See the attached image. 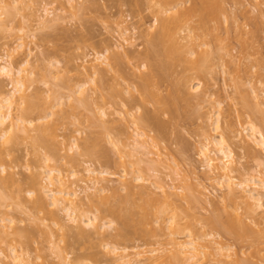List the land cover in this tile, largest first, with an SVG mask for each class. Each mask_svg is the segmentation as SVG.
<instances>
[{"label":"rangeland","instance_id":"obj_1","mask_svg":"<svg viewBox=\"0 0 264 264\" xmlns=\"http://www.w3.org/2000/svg\"><path fill=\"white\" fill-rule=\"evenodd\" d=\"M3 1L0 3V66L8 62L7 64L11 63L14 70H17L25 60L29 61L24 67L27 68V93L31 96L30 101L38 102L44 108H41L43 115L42 110L38 114L42 117L49 116L41 124L48 123L50 129H53L51 139H47L55 138V148L59 152L56 162L51 165H55L68 176L74 172L81 173L84 183L73 190L77 192L79 212L84 214V230L94 231L85 224L95 215L101 218L98 225L105 224L106 227L99 234H95L93 239H85L77 236L79 227L62 213L59 219L64 229H60L61 225H53L50 220L45 221V224L41 222L43 218L46 219L45 213H37L31 207L35 195L29 193L30 179L33 174L42 171L40 166L49 158V149L44 145L43 149L37 146L40 149L37 150L38 154L43 160L40 164L31 139H18L16 142L14 140L4 144V139L0 138V153L3 152L2 157L5 158L2 164H5L3 165L6 169L3 172V168H0V177L12 176L17 181L7 190L8 196L12 193L10 199L4 201L0 198V227L8 235L4 241L6 244H1L0 241V263L14 264L16 261L12 260L13 257L19 254L29 259L32 264H62L63 261V264L65 261L66 264H114L115 260L108 255L109 249L105 246H116L110 237L116 234L120 222L108 213H97L96 209L101 207L105 197L114 200L111 188L119 187L121 197L128 195L118 181L128 174L127 180L132 184H135V178L142 176L151 191L160 194L158 188L163 187L172 195L174 211H183L179 213L183 230L178 239L182 242L195 240V243L204 247L200 256L202 264H235L237 260L244 264H264V238L259 241L249 237L239 239L230 229H226L236 215L242 216L254 231L264 229V210L255 209L254 215H248L244 199L235 204L230 201L227 181L211 174L202 155V150L208 145L212 157L220 158L222 155L216 156L215 152L219 147H214L213 142H219L223 135L228 140L226 146L234 153V167L237 169L234 183L246 182L249 193L254 187V182H250L252 178L257 184L264 180V176L259 174L257 164L264 161V151L255 147L254 154H251L257 158L255 160L242 148L247 144L254 147L250 138L253 134L252 126L264 135V118L261 117L264 116V0L216 1L221 8L212 0L213 3H209V0H206L207 3L203 2L206 4L204 7L201 3L199 7L204 9H200L204 13L201 14L202 18L204 15V23L211 24L207 27L214 30L209 28L208 35L200 38L202 31H198L199 28L194 23L190 24L192 28L189 29H192V34L186 27L183 30L184 25L181 26L180 35L183 37L187 34L184 39L180 36L183 39H180L182 47H185L178 54L180 59L174 61L165 54L164 45L157 47L153 41L157 25L159 27V23H155L160 16L157 15V3L170 9L174 6L172 2ZM221 1L222 4H219ZM207 11L215 12H209L207 17ZM173 12H177V9L168 16ZM198 18L200 16L196 18L197 21L200 20ZM194 32H197L195 35L198 34L197 39L191 40L188 35L194 37ZM214 37H218L219 41L213 39ZM20 42L23 43V48L19 49ZM102 55L109 60L101 58L97 61L96 58ZM151 75L154 76L152 80ZM14 89L12 81L0 75V94L7 95ZM251 89L260 96L259 100L253 97ZM82 91L88 98V106L78 102L79 98H83ZM130 101H135L133 104L131 102L132 107L128 104ZM20 103L21 107L24 106L21 101H17L19 107ZM257 104H260L261 109V114L257 117L261 120L254 114ZM133 105L139 106L140 112L145 110L144 112H151V115L156 113L160 123L166 126L164 135L159 136L161 140L157 138L158 141H153L156 145L150 140L155 136L154 132L148 127L143 128V125H132L134 119L137 121L140 115L137 112L138 107ZM18 106L15 116L20 114ZM105 112L108 113L107 117H103ZM128 112H133V116H127ZM35 113L28 119L33 118L37 123L39 115ZM218 120L220 130H216ZM103 123L111 131L108 128L105 131ZM115 125L129 128L128 134L121 136L125 142L133 145L138 139L140 142L144 140L151 143L147 144L150 149L145 151V156L141 153H136L134 158L125 156L127 163L125 166L121 165V155L118 148H115L117 138L108 134L113 133L112 128ZM136 133H144V137L138 138ZM30 134L36 135L33 127H30ZM85 142L87 145L88 142H92L90 145L94 144L90 146L93 152L90 155L85 154L82 149ZM129 148L124 149L130 151ZM72 157L79 159L80 164L76 166ZM158 159L163 162L159 167L158 164L155 165ZM153 161L155 164L151 166ZM88 166L96 173L107 171L116 175L114 179L106 176V181L101 182L102 186L109 189L104 194L94 190L84 192L87 185H91L89 178L94 177L85 171ZM44 182L43 195H51L49 190L52 188ZM131 198L138 204L143 202L139 195ZM48 200L47 204L50 205L51 201ZM79 214L75 216L79 217ZM170 217V214L164 215L160 223L153 220L148 228H130L131 240L121 243L120 247H127L132 255L139 251L146 252L149 259L142 264H167L165 258L170 255L171 250L168 238H152L148 230L159 228L161 223L168 224ZM214 218L215 224L211 223ZM2 219H6V222H1ZM10 220L14 221V226L3 228V225L11 226ZM14 231H20L21 234ZM169 233L166 230L165 234ZM153 250L159 252L150 254ZM92 254L97 257H91Z\"/></svg>","mask_w":264,"mask_h":264},{"label":"bare ground","instance_id":"obj_2","mask_svg":"<svg viewBox=\"0 0 264 264\" xmlns=\"http://www.w3.org/2000/svg\"><path fill=\"white\" fill-rule=\"evenodd\" d=\"M162 1L169 2V3L172 2L174 6H172V8H170V9H167L169 7L162 5V3H157L159 6V7L156 6L157 9L159 8L157 15H160L161 17L159 16L158 17L159 19H157L155 22V23H157V22L159 23V27L157 25V31L154 32L155 33V35L153 37L154 40L153 39L152 40L154 41V45H157V47L160 45H164L165 46L164 47L165 48V54L167 55L168 58H170V60L173 59L172 61H174L176 59H180L178 54H180V52L183 50L182 48L185 47V46L182 47L183 45L180 42V39H182L187 34L184 35L183 37L180 35L179 32H181V31H179V30L182 29L181 26L183 27V25H184L183 30L185 31V27L187 28V30H189L190 28H192V27H190V24L194 23L193 25H197V28H199L198 31L199 30L202 31V33H201L202 36L199 34L200 38H203L207 34V32H209V30H210L209 28H211V30H214V28H212V27L208 28L207 25L209 26L211 24H207L208 22L204 23V21H205L203 19L204 15H203V18L201 16V14H204V13H201V12H203V11H200V9H202V7H199V6L203 5V7H204L206 5L205 3H207L206 0L205 1L204 0H161L160 2H162ZM212 1H214L216 6H217V4H218L217 2H219V1L218 0H212ZM212 1L209 0V3ZM1 2L3 3L4 1L0 0V3ZM203 2H205L204 3L205 5L203 4ZM215 4H213V5H215ZM219 4H222V1ZM211 5L212 4H210V6ZM83 6H85V5H83ZM163 6H165V7H163ZM207 6H209V5H207ZM213 7L214 6H212V8ZM217 7H220V6H217ZM209 8H211V7H209ZM209 8H207V9H209ZM88 9L89 8H87V10ZM176 9H177V12H175V13L173 12L172 15L168 16L169 13L171 14V12L173 10L175 11ZM202 10H204V9H202ZM47 12L48 11H46L45 13L47 14ZM209 12H212V11H207V17H209ZM213 12H215V11H213ZM213 12H212V14H213ZM233 15H234V13H233ZM74 16H76V15H74ZM199 16H200V18H198V19H200V20L197 21L196 18ZM235 18H237V17H235ZM211 22L212 21H210V23ZM224 22H226V21H224ZM198 26H200V27H198ZM224 26H226V25H224ZM245 28H246V26H245ZM193 29L196 31V27H194ZM189 31H190L189 33L192 34L191 33L192 29ZM187 32H184V33H187ZM195 33H197V32H194L193 35H195ZM182 34H183V32H182ZM190 34L188 35L189 36L188 38H191V40H192V38L197 39L196 37L198 34H196L194 37H191L192 35H190ZM246 34H248V33L246 32ZM246 37H248V35H246ZM188 38H187V40H188ZM243 38L244 37L242 35V39ZM213 39H216V41L217 40L219 41L218 37H214ZM191 40H189V41H191ZM245 40H247V39H245ZM240 42H243V40ZM20 43L21 44L18 45L19 49L23 48L22 47L23 43L22 42H20ZM191 43H194V42H191ZM243 45L245 46V44H243ZM184 54H182V55H184ZM176 56H178V57L175 58ZM204 57H205V55H204ZM101 58H103L104 60L105 59L109 60V59L105 58L104 55H102V57H97L96 60L100 61ZM116 58H118V57L116 56ZM118 60H119V58H118ZM203 61H205V60H203ZM28 62H29L28 60H25L23 62V64H21L22 67H19V69H17V70H14L11 63L7 64L8 62H6L5 65L0 66L1 77L2 78L6 77L7 79L11 80L13 83V86H15V89L13 92H11L7 95L0 94V134H1L0 138L4 139V144L14 142V140L16 142V140H18V139H21V140L31 139L33 142L34 150L36 149V151H37L39 149V148L37 149V146H41L40 149L42 147L43 148L46 147L47 149H49L48 150V152H49L48 157L49 158L45 157L46 160L44 163H43L42 158H40V155L38 154L39 151H37V153H36V156H39L38 160L41 161V163H40V161L37 160L38 163H40V164L43 163L44 165L40 166L42 171H39L38 173L33 174L31 179H30L31 190L29 191V193L31 195L32 194L35 195V198L31 202V207L37 213H43V214L45 213L46 219L43 218L41 221V218H39V220L41 222H44V224L46 223L45 221L50 220L52 222V224L55 226L61 225L62 223L60 222L59 215L62 213L65 215V217H67L69 220H71V222H73L74 225L76 224L77 228L79 227L78 229L80 230V232L77 234V236H80L81 238H85V239H93L94 235L99 234L100 230L104 229L106 226H105V224L104 225L103 224L98 225L99 222L101 221L100 220L101 218L98 215H95V217L93 219H89L88 223L86 222V224H85L86 227H89L90 229H94V231H87V229H86V231L84 230L85 227H82V223H85V222H82V220H83L82 217L84 216V214L82 212H79L80 211L79 210L80 205L78 204V201H77V192L73 190L74 187H79L80 184L84 183V180L82 178L81 173L80 172H74L71 176H68L64 173V171L57 169L55 165L54 166L51 165L52 162H56L55 160H56L59 152L55 148L56 147L55 138L52 137V140H50L51 136L53 135V129H50L51 127L48 123L41 124V122L47 120L49 116L45 115V117L44 116L42 117V115H43L42 109H44V108H42L40 105H38V102L35 103L34 101L33 102L30 101L31 96L28 95V93H27L28 89H29V87L26 84V82H28V78L25 75L27 68L24 69V67L28 64ZM106 63H107V61H106ZM105 74H107V73H105ZM152 77L154 78V76L151 75L150 79ZM147 79H149V78H147ZM148 83H151V81H149ZM148 83L146 81V84H148ZM144 89H145V87H144ZM251 90H252L251 94H253V97H255V99L259 100L260 96L256 93L255 90H253V89H251ZM81 94H82L83 98H79L80 100H78V102L80 103V105H84V106L87 105L88 106V98L84 96L85 95L84 91H82ZM16 96H19V97H16ZM37 98L40 99V97H37ZM17 101H18V103H19V101H21L22 105H24V106L21 107V103H20L19 104L21 107L20 108L17 105ZM126 101H128V100H126ZM131 102L132 101H130V103H128V104L131 105ZM133 102H135V101H133ZM133 102H132V104H133ZM140 102H142V101H140ZM136 104H137V101H136ZM143 104H144V102H143ZM163 104H166V103H163ZM259 105L260 104H257L255 107H254V105L252 106L255 108L254 114L256 115V117H257V115L261 114V109L259 108L260 107ZM16 106L19 107V113H20L19 116H15L16 115L15 110H17ZM131 107H132V105H131ZM133 107H138L137 108L138 111L137 110L136 111L139 112L140 115H138L137 121H136V118L134 117L135 119L133 122H136V123L132 122V125H134V126L136 125V127L137 126L142 127L141 125H143L144 126L143 128L148 127L152 132L155 133L154 134L155 136L150 138V140L152 142L155 140L158 141L157 138L160 139V137H161L160 135L161 134L164 135L163 132L165 131V127H166L163 125L164 123L163 124H162V122L160 123L159 115L157 116L156 113H154L155 115L153 113L151 115L150 114L151 112L150 113L144 112L145 110L140 112L139 106H136V105L135 106L133 105ZM248 107L250 108V106H248ZM254 108H252V110ZM41 110H42V112H41L42 115L40 113L38 114V111H41ZM159 111H161V110H159ZM35 112H37V115H39V117L41 116L40 118L38 117V119L36 120L37 123L35 122V120L33 118H32L33 120L28 119V117H33L32 115H34ZM128 113L130 114V112H128ZM128 113H127V116H133V112L130 115ZM29 115H31V116H29ZM107 116H108V113L105 112L103 114V117H107ZM134 116H135V114H134ZM261 117L264 118V116H261ZM260 120H261V118H260ZM103 124H105V126H104L106 128L105 131H107L108 129H110V131H111V128H108L109 126L106 123H103ZM138 124H140V125H138ZM121 125H117V126L115 125L116 127L110 126V127H113L112 128L113 133L108 132V134L110 133V135L111 134L114 135L115 139L117 138L116 139L117 142L114 141V142H116V145H115V143H113V145H115V148H118L117 151L121 155L119 157L120 161H121V165L125 166V164L127 163L126 162L127 156L130 158L131 157L134 158L137 154H140V153L145 156V154H146L145 151L150 149L147 146V144L150 142L147 143L144 140H142L144 142H142V141L140 142L137 139V140H135L133 145H131L130 143L123 141L121 139L122 138L121 136L125 137L126 134H128L129 128H127V127L124 128ZM216 126H217L216 130L221 129L220 124H219V120L216 122ZM30 127H33V131L36 132L35 136H31ZM126 128H127V130H126ZM251 130H252L253 134H251L250 138L252 140V143L254 144V147L247 144L248 147L244 146L242 148L244 149V151H246L247 155L248 154L250 155L249 157H251V156L254 157L251 154H254L253 151L255 150V147H256V149H260V150L262 149L264 151V135L260 131H257L256 127H254V126H252ZM143 134L138 133L137 134L138 138H140V137L143 138L144 137ZM48 137H50V139H47ZM108 137H109V135H108ZM226 140H227V137L224 138L222 135V138L219 142H213L214 147H219V149L215 152H216V156L222 155L220 158L219 157L218 158L212 157V151L211 152L209 151L208 145H206L204 147V149L202 150V155L205 158L208 169L212 172L211 174H216L217 177L219 176V178L221 180L227 181L226 183H227L229 200L234 202V204H235V203H238V201L244 199L245 200L244 203H245L246 214L254 215L256 212L255 209L264 210V180L263 179L260 180L259 183L257 184L256 181L252 178L250 180V182H254V187L252 188L253 190L251 189L252 191L250 190L249 193L247 192L249 185L246 182L242 181L241 183H234L236 181L234 174L237 172V169L234 167V159L235 158H233L234 153L232 152V150L229 148V146L228 147L226 146V144H227ZM89 142H88V145L85 142L86 145L82 148L84 153L87 155H90L93 153L90 150L91 149L90 146H92L94 144L90 145L92 142L91 143H89ZM154 144L156 145V143H154ZM0 146H2V145H0ZM77 146H79V145H77ZM123 147L127 148V149L130 147L129 148L130 151L125 150ZM155 147H157V146H155ZM127 152H129V153H127ZM34 153H35V151H34ZM149 154H151V152ZM2 155H3V152H2V154L0 153V168H3V172H5L6 171L5 166H4L5 164L4 163H3L4 165L2 164V162L5 158H3L4 156L2 157ZM101 155H102V153H101ZM72 158H73V161L76 164V166L78 164H80L79 159H76L74 157H72ZM254 159L256 160L257 158L254 157ZM160 160L158 159V161L155 162L156 164L153 161L152 164H150V165L153 166V164H155V165L158 164V167H159V165H162L161 163H163L162 160L161 161ZM70 162L72 163V161H70ZM263 162L260 161L259 163H257L259 166L258 170L260 169L259 174L261 176H264V168H262L264 166L262 164ZM74 163H72V165ZM144 163L145 162L143 161L142 164H144ZM152 168L153 167H151V169ZM85 171L88 173V175H92L94 177L89 178V182L91 183V185L90 186L87 185L88 187L85 189L84 192H89V191L94 190V191H98V192L104 194L109 189H108V187L102 186L101 182L106 181V179H107L106 176L110 177L111 179L116 178V175H111L107 171H104V172L102 171L100 173H96L95 171L91 170L90 166L86 167ZM127 175L128 174H125L118 181L123 185V189L128 192V195L121 197V196H119V192L121 191L119 187L111 188L110 190L113 193V197H114L113 199L114 200L112 201V199L110 197H105L104 202H102L100 205L101 207L96 209L97 213H108L114 219H116L120 222L119 228L118 227H117L118 229L116 228V234L110 237L113 240L114 245H116V246H110L111 244H108L107 246H105V248H107V250L109 249L108 255H110L115 260V262L113 261V263L114 264H142L143 262L148 260L149 258H147L146 252L139 251V252H136L134 255H132L128 252L127 247L121 248L120 244L126 243L129 240H131L130 239V233H129L130 228H135V230L136 229L138 230V227H139V229H141V228L144 229L145 227L149 226L153 222V220H156L155 221L156 223H158V222L160 223V220L162 219V217L164 215L168 216L170 214L171 217L169 218L168 224L165 223L162 225V223H161L159 228H157V229L150 228L148 230V232L151 233L152 238L158 239L159 237L161 238V236L168 238V240H169L168 246H170L171 250L169 252L170 255L167 258H165L167 264H202L203 262L200 259V256H202L201 249L204 247L195 243V240H192L191 242H187V241L182 242L178 239V235L183 230V228H182L183 226L179 222V218H180L179 213L181 214L183 211L182 210L180 212L174 211L175 210L173 208L174 202L171 199L172 195H170L165 190V188H163V187L158 188L160 191V194L151 191L150 187L146 186L147 183H146L145 179H143L142 176L135 178V180L133 181V182H135V184L134 183L132 184L127 180ZM178 175H179V173H178ZM99 176H101V178ZM14 178L12 176L0 177V187H1L0 188V198H1V200L3 199L5 201L7 199H10L9 197L12 193L8 196L7 194L9 192L7 190L11 186H13L15 183H17V181L14 180ZM70 179H73V180H70ZM44 181L52 188L51 190L48 189L50 191L51 195L49 193L45 196L43 195L42 191L45 188L43 187L44 185L42 182H44ZM2 189H3V191H2ZM4 189H6V190H4ZM48 190H46V191H48ZM136 190H137V192H136ZM239 190H242V192ZM46 191H45V193H46ZM20 194H21V191H19L18 195L20 196ZM18 195H17V199H19ZM135 195H139L140 199L143 201L141 204H138L132 200L131 197L135 196ZM86 197H89V196H86ZM48 199H50V201H51L50 205L47 204V201H49ZM188 199L190 202V198H188ZM21 200L22 199H20V202H21ZM192 201H193V199L191 200V202ZM173 211H174V213L172 214ZM77 213H80L79 217H77V215L75 216V214H77ZM247 217H249V216H247ZM234 218L235 219H232V221H231L230 227H227L226 229L227 230L230 229L232 231V234L237 236L239 239L249 237V238H256L259 241L260 238H264V229L254 231L247 223H245V220L242 216L236 215ZM5 220L2 219L1 222H6ZM164 221H165V219H164ZM166 221H167V219H166ZM9 223L11 226L3 225V228H12L14 221L10 220ZM211 223L215 224L216 219L215 218L212 219ZM39 224H40V222H39ZM62 228L64 229V226L62 227V225H61L60 229H62ZM166 230L170 231V233L167 235L165 234ZM25 231H27V230H25ZM48 231H50V229H48ZM14 232L16 233V231H14ZM30 233H32V231ZM50 233L52 234V232H50ZM16 234H21V233L19 231ZM44 234H46V233H44ZM22 235L24 236L25 234H22ZM22 235H21V237H22ZM7 236H8L7 232L1 230V227H0V241H2L1 244H6L4 241H5ZM52 236H54V233ZM28 237H29V235H28ZM46 237H47V235H46ZM47 238L53 239V237H47ZM27 239L25 240L26 242H27ZM262 240H264V239H262ZM22 241H23V237H22ZM22 241H20V242H22ZM218 250L220 251V249H218ZM158 252H159V250H153L150 252V254H154V253H158ZM22 254H24V253H22ZM90 256L94 257V258L97 257L96 254H94V255L92 254ZM12 260L14 262L16 261L15 262L16 264H32L29 259H26L19 254L14 255ZM60 261H63V260L61 259ZM95 261H96V259H95ZM63 263H64V261L62 262V264ZM65 264H66V261H65ZM235 264H244V263L237 260L235 262Z\"/></svg>","mask_w":264,"mask_h":264}]
</instances>
